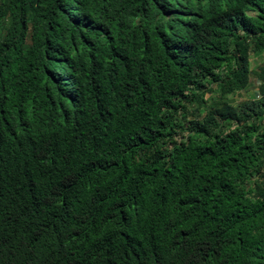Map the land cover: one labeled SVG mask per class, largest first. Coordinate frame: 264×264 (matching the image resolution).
Instances as JSON below:
<instances>
[{
	"label": "trees",
	"instance_id": "obj_1",
	"mask_svg": "<svg viewBox=\"0 0 264 264\" xmlns=\"http://www.w3.org/2000/svg\"><path fill=\"white\" fill-rule=\"evenodd\" d=\"M261 56L264 0H0V264H264Z\"/></svg>",
	"mask_w": 264,
	"mask_h": 264
},
{
	"label": "rangeland",
	"instance_id": "obj_2",
	"mask_svg": "<svg viewBox=\"0 0 264 264\" xmlns=\"http://www.w3.org/2000/svg\"><path fill=\"white\" fill-rule=\"evenodd\" d=\"M250 61H251V68L253 70L251 84L247 90L239 92L235 96H232V100L234 101L235 104L244 100L254 99L258 96L257 91H258L259 81L255 73L258 72V68L260 66L264 65V56L258 58L251 57ZM209 95L210 97L217 96V94H209ZM193 119L194 118H192L191 116L189 117V120H193Z\"/></svg>",
	"mask_w": 264,
	"mask_h": 264
}]
</instances>
